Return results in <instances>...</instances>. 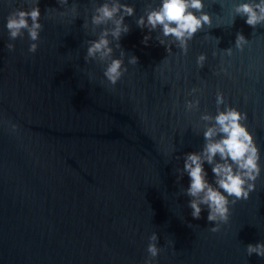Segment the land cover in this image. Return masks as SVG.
Here are the masks:
<instances>
[{
  "label": "water",
  "instance_id": "obj_1",
  "mask_svg": "<svg viewBox=\"0 0 264 264\" xmlns=\"http://www.w3.org/2000/svg\"><path fill=\"white\" fill-rule=\"evenodd\" d=\"M123 2L135 7L120 40L124 61L134 54L138 64L112 90L100 83L101 66L83 60L84 41L94 38L81 26L89 0H78L80 16L70 24L45 18L57 0H39L44 27L35 54L27 35L7 50L6 17L28 5L0 0V264H143L153 231L164 249L155 264H264L244 250L264 241V26L252 28L240 16L232 24L233 0H204L211 28L196 33L186 55L174 45L168 53L155 40L159 29L145 45L148 30L135 24L145 3L159 0ZM237 32L249 40L242 51L234 46ZM229 47L232 55H222ZM193 87L199 91L188 95ZM217 90L247 113L261 175L212 233L206 209L199 220L190 215L180 192L189 177L177 182L175 170L185 153L203 147L197 123L202 112L215 115ZM194 98L199 109L185 112V100ZM204 167L211 182V166Z\"/></svg>",
  "mask_w": 264,
  "mask_h": 264
},
{
  "label": "clouds",
  "instance_id": "obj_2",
  "mask_svg": "<svg viewBox=\"0 0 264 264\" xmlns=\"http://www.w3.org/2000/svg\"><path fill=\"white\" fill-rule=\"evenodd\" d=\"M28 5L13 8L6 17L5 28L8 32L6 48L9 52L15 51L17 39H28V53L35 54L41 42L40 33L43 30L39 0H24ZM91 7L84 8L83 24L86 33H91L94 38L84 41L86 51L84 62H94L102 69V85L115 90L116 84L128 71V65L138 64V57L131 54L125 64V50L120 44L122 36L130 31V25L125 22V17L135 16V7L123 0H89ZM59 8L48 7L45 9L46 19H60L65 23H72L80 16L78 0H57ZM204 0H159L156 6L145 3L143 14L136 17L135 24L141 30L147 29L142 43L147 45L152 39L151 33L159 29L155 40L165 47L170 53L172 46L180 49L181 54H187L189 41L205 26L211 28L212 17L204 11ZM232 24L235 17H244L245 23L252 28L264 26V0H233L231 5ZM167 38V39H166ZM219 43V38L216 37ZM249 43L242 32H237L235 48L243 50ZM218 45V44H217ZM119 49V55L114 51ZM213 56L217 52L213 51ZM221 54L232 55V47L221 49ZM207 59L201 52L196 57V64L202 68ZM87 71V70H85ZM220 71H224L223 68ZM89 80H95L94 72L88 71ZM193 87L188 95L198 92ZM215 115L202 112L199 116L197 127L203 128V147L200 151L184 154L183 168H176L177 182L186 173L189 177L188 186H181L180 192L187 196L190 215L199 220L201 213L207 210V222L211 224L208 231L218 233L221 226L229 222L231 206L237 201L248 200L250 193L256 190V181L261 175L260 149L256 144L252 132L249 131L245 121L247 113L238 108L229 106L224 95L217 90ZM224 105L221 110L220 105ZM199 109V99L185 100V112H194ZM201 122H203L201 124ZM12 132L18 128L17 124L7 122ZM179 159V157H177ZM205 162L211 166L213 179L210 182L205 170ZM146 245L147 256L143 264H155L157 256L164 250L158 247V235L153 231L148 236ZM172 243V242H169ZM245 254L250 257L256 254L264 258V241L248 243Z\"/></svg>",
  "mask_w": 264,
  "mask_h": 264
}]
</instances>
